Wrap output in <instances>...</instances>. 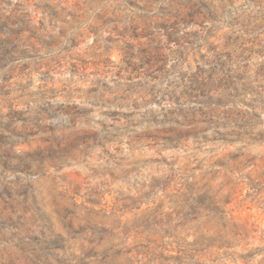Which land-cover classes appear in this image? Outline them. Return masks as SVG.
I'll list each match as a JSON object with an SVG mask.
<instances>
[{"label":"rangeland","instance_id":"obj_1","mask_svg":"<svg viewBox=\"0 0 264 264\" xmlns=\"http://www.w3.org/2000/svg\"><path fill=\"white\" fill-rule=\"evenodd\" d=\"M0 264H264V0H0Z\"/></svg>","mask_w":264,"mask_h":264}]
</instances>
